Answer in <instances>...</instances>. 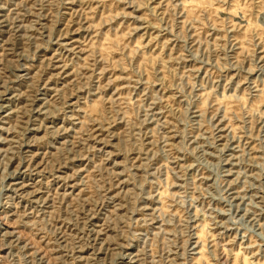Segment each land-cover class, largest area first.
Listing matches in <instances>:
<instances>
[{
  "label": "rangeland",
  "instance_id": "1",
  "mask_svg": "<svg viewBox=\"0 0 264 264\" xmlns=\"http://www.w3.org/2000/svg\"><path fill=\"white\" fill-rule=\"evenodd\" d=\"M0 264H264V0H0Z\"/></svg>",
  "mask_w": 264,
  "mask_h": 264
}]
</instances>
